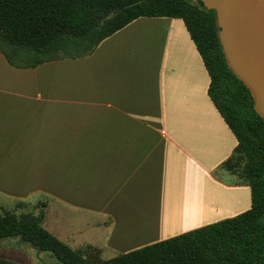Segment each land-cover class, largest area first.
<instances>
[{
    "label": "crops",
    "instance_id": "0c3cea01",
    "mask_svg": "<svg viewBox=\"0 0 264 264\" xmlns=\"http://www.w3.org/2000/svg\"><path fill=\"white\" fill-rule=\"evenodd\" d=\"M208 85L175 17L140 16L89 55L34 67L0 52V206L43 202L50 232L114 255L243 212L250 188L221 167L236 139ZM25 246L2 239L0 257Z\"/></svg>",
    "mask_w": 264,
    "mask_h": 264
},
{
    "label": "trees",
    "instance_id": "16d2710c",
    "mask_svg": "<svg viewBox=\"0 0 264 264\" xmlns=\"http://www.w3.org/2000/svg\"><path fill=\"white\" fill-rule=\"evenodd\" d=\"M140 16L180 18L209 75L208 95L236 139L221 167L250 188V206L234 216L110 258L100 247L71 246L43 225L45 203L0 206V240L17 237L59 264H264V117L231 70L216 12L191 0H0V52L17 67L89 55L105 37ZM0 264H26L0 257Z\"/></svg>",
    "mask_w": 264,
    "mask_h": 264
},
{
    "label": "water",
    "instance_id": "95a60500",
    "mask_svg": "<svg viewBox=\"0 0 264 264\" xmlns=\"http://www.w3.org/2000/svg\"><path fill=\"white\" fill-rule=\"evenodd\" d=\"M191 1L215 10L228 65L249 87L254 108L264 117V0Z\"/></svg>",
    "mask_w": 264,
    "mask_h": 264
},
{
    "label": "rangeland",
    "instance_id": "374dc122",
    "mask_svg": "<svg viewBox=\"0 0 264 264\" xmlns=\"http://www.w3.org/2000/svg\"><path fill=\"white\" fill-rule=\"evenodd\" d=\"M83 237H88L87 240L93 241L96 244L100 245L102 240L101 238L103 237V235L101 233L99 234L98 232H96L93 228L87 227ZM25 244L28 246H25V248L20 247L19 250L23 254L24 252H28V255L26 258L23 257L24 259L22 260L21 258H19V256L15 257L18 262H25L26 264H59L50 252L38 250L27 242ZM102 255L105 258L115 256L109 248H104Z\"/></svg>",
    "mask_w": 264,
    "mask_h": 264
}]
</instances>
